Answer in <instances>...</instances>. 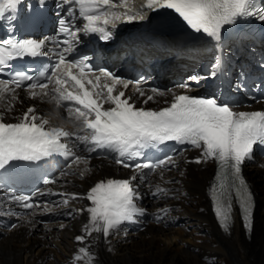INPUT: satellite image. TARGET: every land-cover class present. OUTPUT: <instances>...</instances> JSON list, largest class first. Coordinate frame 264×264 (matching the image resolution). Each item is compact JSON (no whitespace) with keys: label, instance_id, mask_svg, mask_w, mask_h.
Segmentation results:
<instances>
[{"label":"snow or ice","instance_id":"6c2138e0","mask_svg":"<svg viewBox=\"0 0 264 264\" xmlns=\"http://www.w3.org/2000/svg\"><path fill=\"white\" fill-rule=\"evenodd\" d=\"M19 3L21 0H0V18L6 12H15ZM127 3L128 0H61L58 6L74 5L85 23L81 28H76L71 18L59 20V33L65 39L55 42L56 59L49 69L37 76L16 72L11 79L0 80V101H6L5 111H12L14 102L19 99L17 89H23L32 100L39 99L54 106L53 111L45 115L39 114L34 105L29 106L14 123L5 122L4 113L0 112V168L13 161H36L59 154L66 158L67 171L61 175H68L74 168L84 165L79 171L83 177L88 171L89 157L75 151L76 145L70 146L68 141L85 145L88 153L98 149L116 153L115 163L131 168L134 174L128 179L100 181L90 188L86 195L90 206L81 209L88 213V223L83 226V234L76 236V240L84 244L93 233H102L107 239L122 224L144 214L145 209L136 204L140 193L133 184L138 176L141 182L146 179L143 169L155 172L175 164L172 156L134 164L127 160L141 157L142 149L166 141L188 144L200 150L195 163L209 159L217 163L216 183L211 186V195L220 226L225 231L229 229L235 198L244 227L250 231L254 203L241 174V165L252 158L255 146H264V111H236L215 96L190 95L187 92L190 85L187 83L178 85L184 90L179 93L171 89L165 93L153 88L152 94H147L137 81L135 92L139 97H145L143 104L153 101L156 96L170 95V99L164 101V107H138L137 100L126 95L132 81L103 68L94 71L86 58L68 59L74 42L78 41L79 32L97 33L106 41L111 38L108 25L114 27L121 19H136L127 10L122 13L113 11L126 9ZM142 7L152 11L172 10L195 32L217 40L222 28L233 24L237 18L256 15L264 21V9L254 11L252 0H146ZM67 12L75 15L73 7H69ZM140 18L143 19V16ZM46 40L0 42V72L9 68V61L15 58L47 55L41 52ZM218 68L217 62L209 75L215 77ZM200 79L199 76L189 77L196 84ZM61 109L66 116H59ZM56 182L55 179L43 181L45 185ZM48 191L54 195H69L52 193L51 189ZM161 193L166 195L167 190L157 186L153 195ZM34 195H13L10 199L31 210L32 215L36 214L37 208H42L45 213L53 211L48 202L43 205L34 202ZM70 195L73 199L77 198L75 193ZM62 203L67 205L68 200L64 199ZM86 257L88 264H93L89 249L80 247L74 260L80 262Z\"/></svg>","mask_w":264,"mask_h":264},{"label":"bare ground","instance_id":"6f19581e","mask_svg":"<svg viewBox=\"0 0 264 264\" xmlns=\"http://www.w3.org/2000/svg\"><path fill=\"white\" fill-rule=\"evenodd\" d=\"M257 1L252 0V3ZM139 2L141 0H128L127 8H118L117 12L127 10L129 15L139 17L133 14V11L141 7ZM138 20L136 18L132 22L137 23ZM117 22L115 26L128 23L125 19ZM111 33L114 34L115 31ZM128 37L127 33L123 35L122 41L114 37L111 44L118 46L103 50L105 63L112 71H120L123 66L130 63L131 53L136 54L139 51L138 46L137 51L128 47L131 46L127 44ZM123 46L127 48L124 49ZM147 50L150 57L157 56L158 51L153 48ZM235 51L232 49V52ZM262 51H264L262 45L246 44L244 51L237 54L236 59L254 58ZM166 53L164 58H170L175 51ZM146 58L148 56L144 57L142 53L141 59L145 61ZM198 58H201L200 61L204 60L202 57L193 56L189 62L199 64ZM136 68L142 76L147 75L149 80L157 77L155 72L148 74L143 68L139 66ZM169 96H156L155 101L162 103ZM38 104V101H25L16 107L15 115H22L29 106L37 107ZM46 110L50 113L53 111L50 106H47ZM261 163L259 160H253L246 168L248 179L254 185L252 191L254 209L250 231L244 227L239 204L235 198L229 229L225 231L220 226L214 205L207 193V186L215 173L214 167L207 166L204 170L195 171L193 166H186L182 160L177 171L168 176L171 180H176L173 185L167 187L172 191L163 195L162 200L151 204L154 210L167 211L163 217H167L165 223H169V226L167 228L149 226L143 233L125 237L118 235L109 238L108 241L99 238L98 234H93L85 243V247L87 246L92 254L93 264H264V165L261 166ZM97 164V168L85 173L83 177L77 174L62 182L60 190L69 194L66 198L67 208L70 214H74L73 219H68L65 227L63 224L61 227L60 223L49 225L47 229L25 225L21 229L7 233L0 239V264H88L87 257L80 262L73 258L78 253L75 238L82 228L76 215L77 209L83 204L80 196L83 187L88 185V180H95L104 171L112 173L116 171L108 163ZM159 182L164 183L165 179L160 180L157 177L154 184ZM73 193L77 198H72L70 194ZM175 224L178 226L175 227ZM258 242H261V245ZM16 258L19 260L17 263Z\"/></svg>","mask_w":264,"mask_h":264},{"label":"rangeland","instance_id":"374dc122","mask_svg":"<svg viewBox=\"0 0 264 264\" xmlns=\"http://www.w3.org/2000/svg\"><path fill=\"white\" fill-rule=\"evenodd\" d=\"M259 245H261V242H258ZM19 260L16 258L15 262L17 263Z\"/></svg>","mask_w":264,"mask_h":264}]
</instances>
